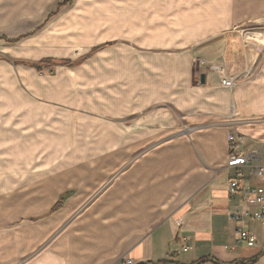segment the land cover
<instances>
[{
	"label": "crops",
	"instance_id": "0c3cea01",
	"mask_svg": "<svg viewBox=\"0 0 264 264\" xmlns=\"http://www.w3.org/2000/svg\"><path fill=\"white\" fill-rule=\"evenodd\" d=\"M50 13L18 51L19 40L8 48L29 61L14 64L18 74L47 87L29 82L32 98L6 86L0 163L14 161L17 171L31 163L30 175L61 184V196L72 191L65 187L71 173L55 171L71 158L73 128L83 120L111 130L110 141L130 144V153L136 144L163 145L111 185L100 220L64 231L24 264H264V221L244 225L254 247L241 242L229 213L242 206L227 190L236 177L260 184L251 168L227 163L232 132L246 137L236 153L264 160V43L235 30L249 20L264 25V0H72ZM73 47L87 51L78 66L70 62ZM46 59L56 63L41 72L30 65ZM64 59L72 65L58 62ZM252 61L260 62L256 76L233 89L200 66L222 65L235 77ZM65 205L25 232H0V264L23 259L64 224Z\"/></svg>",
	"mask_w": 264,
	"mask_h": 264
},
{
	"label": "rangeland",
	"instance_id": "374dc122",
	"mask_svg": "<svg viewBox=\"0 0 264 264\" xmlns=\"http://www.w3.org/2000/svg\"><path fill=\"white\" fill-rule=\"evenodd\" d=\"M65 1L0 0V109L1 107L5 109L6 99L4 98H7L8 101L11 99L10 96H5L6 92H8L6 86H12L15 90L19 88L21 93H26L32 98L33 96L27 91V86L32 88L29 82L38 81L40 82L39 89H46L47 84L43 83L44 79L41 76L38 77L41 78L40 81L34 79L37 76H29V79H27L28 75L18 74L20 69L15 68L14 64L17 65L16 63L19 61H29L16 59L12 55V50L10 51L8 48L12 47L10 44L14 43V41L19 40L18 43L15 42V48L18 51L21 46L20 41L33 36L44 28L55 16V13H50L51 10L67 6L68 4L64 5ZM71 2L72 0H69V3ZM235 30L248 39H256V32L264 35V25L259 24L256 20L242 22L235 27ZM26 54H30V52L27 51ZM86 55L87 51L82 47H73L69 51V56L73 60H76L75 62L70 61L74 64L73 66H78L85 59ZM63 61H65V63H62L64 65H72L69 60L66 61L65 59L58 62ZM259 63L258 61H252L250 65L253 67L254 77L259 71ZM200 66L202 67V71L207 72V64L206 67ZM47 72H49L48 69L43 72V76H48ZM15 106L25 107L21 103H16ZM101 128L102 126L97 125L94 120L87 119L80 122L76 128H73L71 158L64 160V164L58 168L59 171H55L57 174L59 173L58 176L68 172L71 173V182L69 185H65V187L70 186L68 188L72 191L65 192L61 196L60 194L63 192L61 184L59 186L56 183L50 187V185L45 184L47 176L30 175L31 163L23 165H29L30 167H22L20 169L22 172L20 170L17 171L16 166H13L14 161H11L7 166L6 163H0L1 233L11 234L10 237H12L15 236L16 232H25L27 227L43 223L46 218L57 214L62 209L63 206L55 212L52 211L64 195H68L64 201V204L66 202L67 205H65L66 208L68 210L71 208L64 224L55 228L47 237L43 238L31 253L28 252L27 255H23V259L16 260L14 263L12 262L13 264L29 262L38 253L43 252L51 246L56 239H59L64 231L73 230L74 228L78 230L85 225L91 226L89 222L92 220H100V213L106 209L109 203L110 197L108 192L111 185L130 166L142 159L149 151L163 145L162 142L136 144L135 151L130 153L128 148L130 144L111 142V133L109 132L111 130L105 131V129L102 130ZM118 138L120 137L118 136ZM123 138L126 137L124 136ZM122 155L125 157H122ZM38 161L36 160V163ZM59 196L58 202L54 205L53 203ZM50 205L51 209L49 211ZM98 207L99 210L97 211ZM81 221L82 223L80 224ZM30 245L31 240L25 246Z\"/></svg>",
	"mask_w": 264,
	"mask_h": 264
},
{
	"label": "built area",
	"instance_id": "2783aa9c",
	"mask_svg": "<svg viewBox=\"0 0 264 264\" xmlns=\"http://www.w3.org/2000/svg\"><path fill=\"white\" fill-rule=\"evenodd\" d=\"M202 66L206 67L204 62ZM209 71L219 72L223 75L221 80L224 88L233 89L235 86L251 80L254 76L253 67H248L243 73L235 77L225 75L224 67L218 65H209L206 67ZM245 135L232 132L228 136L230 143V154L228 158L227 168L237 171L249 167L252 174L260 181L255 186H247L240 183L236 177L229 182L228 194L231 198L237 199L241 204V210L230 212L229 219L234 224L241 242L247 243V246L254 247L256 238L244 229V225L248 222L264 221V160L256 162L254 156H245L236 153L235 149L238 145L245 143ZM126 264H134L129 260Z\"/></svg>",
	"mask_w": 264,
	"mask_h": 264
},
{
	"label": "trees",
	"instance_id": "16d2710c",
	"mask_svg": "<svg viewBox=\"0 0 264 264\" xmlns=\"http://www.w3.org/2000/svg\"><path fill=\"white\" fill-rule=\"evenodd\" d=\"M66 4H69V0H66L64 5ZM18 41V40H16ZM56 62H54L53 60H50V59H46V60H43L41 61L40 63L38 64H30L32 67L36 68L39 72L42 71V67H45V66H50L51 64H55ZM58 63V62H57ZM60 63H65V61L63 62H60ZM66 197H68V195H64L61 197V199L59 200V202L57 203V205L53 208V212L59 210L63 204H64V201L66 200Z\"/></svg>",
	"mask_w": 264,
	"mask_h": 264
},
{
	"label": "bare ground",
	"instance_id": "6f19581e",
	"mask_svg": "<svg viewBox=\"0 0 264 264\" xmlns=\"http://www.w3.org/2000/svg\"><path fill=\"white\" fill-rule=\"evenodd\" d=\"M256 40L257 41H259V42H261V43H264V35H262V34H258L257 32H256ZM250 39H252V38H250Z\"/></svg>",
	"mask_w": 264,
	"mask_h": 264
}]
</instances>
